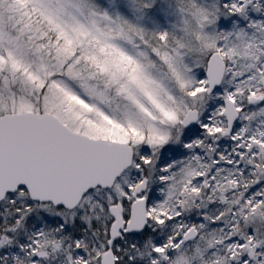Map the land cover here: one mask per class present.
<instances>
[{
    "label": "snow or ice",
    "instance_id": "1",
    "mask_svg": "<svg viewBox=\"0 0 264 264\" xmlns=\"http://www.w3.org/2000/svg\"><path fill=\"white\" fill-rule=\"evenodd\" d=\"M0 264H264V0H0Z\"/></svg>",
    "mask_w": 264,
    "mask_h": 264
}]
</instances>
